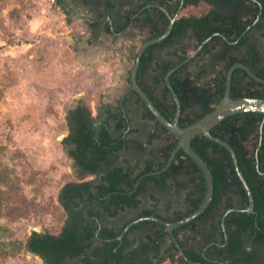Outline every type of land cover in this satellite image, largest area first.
<instances>
[{
  "label": "flooded vegetation",
  "instance_id": "af4514ba",
  "mask_svg": "<svg viewBox=\"0 0 264 264\" xmlns=\"http://www.w3.org/2000/svg\"><path fill=\"white\" fill-rule=\"evenodd\" d=\"M185 1H79L89 11L88 22L94 36L99 33L104 35L113 50L126 47L128 56L133 58L132 66L139 47L148 39L162 34L170 23V17H174V26L181 16L209 15L208 25H185L171 35L172 26L164 39L148 44L143 50L137 72L139 84L167 116L171 114L175 100L165 81V74L194 54L170 76L171 83L181 81L189 90L188 101H184L183 107L181 104L179 115L183 125L197 120L208 108L205 102L198 99L199 92L193 88L206 91L208 96H220L223 88L224 94L227 73L233 64L244 63L257 75L264 77L262 1L211 0L196 5H185ZM119 38L124 40L121 46L118 45ZM132 66L128 69L126 85L119 98L115 102L103 103V107L95 113L101 112V117L105 118L104 124L123 141L122 147L110 151V156L96 165V173L88 168L92 164L82 168L76 165L73 158L78 180L97 176L102 178L104 186H108L105 179L113 175L116 186L120 187L118 189H129L128 193L133 196L131 203L115 204L116 213L113 215L104 206L100 207L103 212L102 226L118 232L117 238L126 243L125 253L134 256V264H264V244L255 243L247 229L240 231V219L231 214L244 210L228 211L232 207L246 208L249 205L242 207L245 203L241 191L246 189L244 183L243 188L233 183V177L216 179L212 170V207L204 215L174 228L180 245H177L162 223L152 218L138 220L123 232L127 223L144 215L177 220L189 214L195 202L204 195V189L206 191V177L202 168L183 149L177 152L183 150L185 153L177 155L176 152L169 163L172 152L168 156L166 151L178 137L156 118L140 94L131 88ZM189 82L191 86L186 84ZM258 88H264V83L251 76L247 69L242 66L234 69L231 95L232 90L234 93H247V90ZM214 104L217 105L215 102L209 103L211 106ZM121 119L124 126L119 128ZM263 126L262 121L258 129L248 134L247 127L239 132L246 155L252 157L258 154L263 143ZM218 134L225 137L219 131ZM135 150L140 153L136 154ZM209 158L213 163L217 161V166L225 167L231 159L234 162L232 155L230 159L218 149H213ZM119 167L122 169L118 170ZM112 220L116 221L115 224ZM160 225L164 227L163 237L155 241L151 235H156Z\"/></svg>",
  "mask_w": 264,
  "mask_h": 264
},
{
  "label": "rangeland",
  "instance_id": "374dc122",
  "mask_svg": "<svg viewBox=\"0 0 264 264\" xmlns=\"http://www.w3.org/2000/svg\"><path fill=\"white\" fill-rule=\"evenodd\" d=\"M69 7L65 14L55 0H0V159L17 175L19 162L35 172V181L25 174L21 182L25 214L0 216V264H44L24 243L33 230H59V191L78 179L63 144L67 112L86 102L95 114L101 102H115L133 63L126 47L94 36L85 5Z\"/></svg>",
  "mask_w": 264,
  "mask_h": 264
},
{
  "label": "trees",
  "instance_id": "16d2710c",
  "mask_svg": "<svg viewBox=\"0 0 264 264\" xmlns=\"http://www.w3.org/2000/svg\"><path fill=\"white\" fill-rule=\"evenodd\" d=\"M205 1L210 2L211 0H186L185 5H196L205 3ZM260 1L264 5V0ZM55 5L65 14H69V0H55ZM207 16H181L174 22L170 34L179 32L185 25L193 27L208 25ZM172 83L183 107L184 101H188L189 90L185 87V83L181 81H172ZM186 84L191 86L190 82ZM193 89L199 92V94L197 93L198 99L205 102L206 107H208L205 112L196 118L198 119L214 108L215 104L211 106L209 103L215 102L217 104L220 101L223 88L220 96H208L206 91H202L200 88ZM232 96L264 97V88L247 90V93H234L232 90ZM103 105L102 102L99 104V110ZM174 113L175 104H173L171 114L167 117L172 119ZM66 117L68 133L63 138V144L69 147L68 155L75 159L77 166L82 168L92 164L88 168L91 172L96 173L98 171L96 165L107 159L110 156V151L120 149L123 141L119 140V137L111 131L110 127L104 124L105 118L101 117V112L93 114L90 105L86 102L69 108ZM262 121L264 124V113L245 111L227 116L211 129L213 135L227 140L236 151L240 169L253 194L254 207L251 212L233 211L231 214L240 219L239 230L247 229L250 231L253 241L258 244H264V137L258 154L251 157L246 155V150L240 142L239 132L247 127L248 134L250 131L258 129ZM242 122L247 123V125L245 123L244 125L241 124ZM179 123L182 124L180 121ZM122 126H124V123L121 119L118 122V127L121 128ZM218 131L224 134L225 137L219 135ZM178 139L175 138L168 151H166L168 156L177 144ZM192 145L209 163L216 179L217 177L219 180L224 177H233V183L244 188L243 182L234 168L231 152L225 146L203 134L196 135L192 139ZM213 149H218L221 153L225 152L231 159L225 167L222 165L217 166V161L216 163L211 161L209 156ZM4 153L5 146L0 145V155ZM181 153L185 152L179 150L177 155ZM16 156H21L20 151H16ZM194 162L196 163V161ZM19 165L22 166L21 175H17L13 167L0 159V216H12L14 212L25 214L26 205L30 203L21 187L24 175L27 174L26 168L21 162H19ZM121 169L122 167L118 168V170ZM31 173L27 174L28 178L35 181V172ZM105 180L108 186H104L102 178H97V176L87 180L74 179L64 182L58 195V212L62 215L59 230H33L28 235L24 248L39 255L44 264H67L72 259L79 260L82 264H134V256L126 255V243L117 238L118 232L102 226L103 212L100 208L104 206L113 215L116 213V209L113 207L115 204L120 202L131 203L133 196L128 193L129 189H118L120 187L116 186L115 176L109 175ZM241 191L245 196V203L242 204V207H245L249 203V195L246 189H241ZM205 192L204 189V195ZM204 195L195 202L194 207L188 213L200 205ZM211 207L212 205L200 216L204 215ZM112 222L115 224L116 221L112 220ZM160 226L161 228L158 229L156 235H151V238L155 241L163 237L164 227Z\"/></svg>",
  "mask_w": 264,
  "mask_h": 264
},
{
  "label": "water",
  "instance_id": "95a60500",
  "mask_svg": "<svg viewBox=\"0 0 264 264\" xmlns=\"http://www.w3.org/2000/svg\"><path fill=\"white\" fill-rule=\"evenodd\" d=\"M173 21L174 17H170V23L167 26L166 30L153 38L148 39L145 41L138 49L137 55H135V61L134 64L131 68V74H130V80H131V88L135 89L140 96L143 98L145 101L146 105L149 107V109L153 112V114L156 116V118L164 124L169 131L177 136L178 142L174 149L172 150L171 157L169 160V163L173 157V155L177 152L178 149H183L188 155H190L202 168L205 177H206V192H205V197L203 201L200 203V205L190 212L189 214L177 219V220H166L162 217H158L155 215H144L140 216L129 223L124 227L123 232L134 222L144 219V218H152L157 220L158 222L162 223L166 230L170 233L172 238L176 241L177 245H180L178 240L176 239V236L173 232L174 228L179 227L195 218L200 216L205 210L208 208V206L211 203V200L213 198V191H214V179H213V174L211 171L210 166L208 165V162L194 149L192 145V139L198 135V134H203L208 136L209 138L213 139L214 141H217L221 144H223L225 147L229 149L231 152V155L233 156L235 167L237 169V172L243 181L246 190L249 195V205L246 208H237V207H232L228 209V211L231 210H244V211H252L254 207V199H253V194L251 191V188L244 177L242 170L240 169L238 157L236 154L235 149L233 146L227 142L226 140H223L211 133V129L218 124L221 120L226 118L227 116L236 114V113H241L245 111H256V112H262L264 113V97H259V96H240V97H233L231 95V88H232V75L233 71L237 66H242L247 71L250 73L251 76H253L255 79H257L260 82L264 83V77H261L257 75L254 71L251 70V68L244 63H235L233 64L227 73V78H226V85H225V91L224 94L220 100V102L209 112L204 114L202 117L198 118L197 120L187 124V125H182L179 123V115L181 111V103L179 100V96L173 87L171 81H170V76L174 70H176L184 61L192 57L194 54H191L188 58L183 60L182 62L178 63L177 65L173 66L170 68L166 74H165V81L174 97L175 100V105H176V111L173 119H169L167 116H165L162 111L156 106L154 101L150 98V96L146 93V91L142 88V86L139 84L138 79H137V72L139 68V64L141 61V56L143 53L144 48L150 44L154 43L157 41H160L164 39L168 33L170 32L172 26H173ZM210 38V37H209ZM208 38V39H209ZM124 95V93H123ZM163 169V168H162ZM182 253H184V250H182Z\"/></svg>",
  "mask_w": 264,
  "mask_h": 264
}]
</instances>
